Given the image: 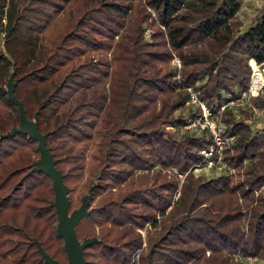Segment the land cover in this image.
I'll return each mask as SVG.
<instances>
[{"label":"trees","instance_id":"trees-1","mask_svg":"<svg viewBox=\"0 0 264 264\" xmlns=\"http://www.w3.org/2000/svg\"><path fill=\"white\" fill-rule=\"evenodd\" d=\"M239 9L237 0H0V137L19 125L1 90L13 74L27 119L48 134L70 210L81 199L70 178L89 159L91 213L76 235L99 241L85 247L86 264H264V126L227 106L221 164L209 132L186 129L199 115L187 88L216 112L247 92L251 59L264 66V7L244 31ZM203 151L214 178L194 174ZM38 158L29 136L0 139V264H45L34 238L67 263L52 180L29 173Z\"/></svg>","mask_w":264,"mask_h":264},{"label":"water","instance_id":"water-1","mask_svg":"<svg viewBox=\"0 0 264 264\" xmlns=\"http://www.w3.org/2000/svg\"><path fill=\"white\" fill-rule=\"evenodd\" d=\"M12 75L13 74H11L8 79L6 87H2L1 90L16 106L19 125L18 127H13L6 134L2 135L0 139L11 137L14 134H23L37 142L39 158L32 163L29 173L42 172L52 180L54 199L50 202V205L56 212V231L58 236L63 239V247L67 256L66 264H86V259L84 257L85 247L93 242L99 241V239L94 236L84 238L80 241L76 235V226L82 217L88 216L91 213L89 206L94 184L91 185L87 192L81 196L79 206L70 210L68 186L64 182L63 174L56 168V160L46 146V138L48 134L39 133L36 118L33 121L27 119L22 103L14 95L15 84L12 81ZM33 243L36 245L45 264H62L57 259L50 256L43 249L37 239L34 238Z\"/></svg>","mask_w":264,"mask_h":264},{"label":"built area","instance_id":"built-area-1","mask_svg":"<svg viewBox=\"0 0 264 264\" xmlns=\"http://www.w3.org/2000/svg\"><path fill=\"white\" fill-rule=\"evenodd\" d=\"M251 66V79L249 82L248 90L246 93H243L239 99H236L234 101H230L227 105L222 106L220 110L213 112L211 108L203 101H201L197 94L191 90L190 88L186 89L188 99L186 102L187 107H192L196 109L199 113L196 120L191 123L187 128H199V129H205L209 132V134L212 137V140L217 148V153L220 154L221 150L224 148V146L229 142L228 140L231 139H225L223 137L224 133V127L222 123V112L227 106H235L238 103H243L244 101H248L250 99H254L260 96L264 89V69L257 65L254 60L249 61ZM174 64L179 69L180 68V62L179 60L175 59ZM202 155L205 156L207 159V165L205 169H211L215 161L209 160V158L212 156V152H201ZM218 163L221 164V154L217 158ZM199 169L195 170L198 171ZM137 257V256H136ZM243 264H255L256 258L247 257L243 259Z\"/></svg>","mask_w":264,"mask_h":264},{"label":"rangeland","instance_id":"rangeland-1","mask_svg":"<svg viewBox=\"0 0 264 264\" xmlns=\"http://www.w3.org/2000/svg\"><path fill=\"white\" fill-rule=\"evenodd\" d=\"M237 1L240 3V9L237 13V20L241 23V31H244L252 24V21L255 18V16L264 7V0H237ZM262 68L264 69V66H262ZM258 98L264 99V89ZM229 107L233 110V113L238 121L242 120L245 116H248V118H245L247 119L246 122L254 125L255 127L264 126V108L257 107L252 99L248 100L247 102L244 101L243 103H238L235 106L232 107L229 106ZM223 119L224 117H222L221 120L222 123H223ZM223 127L225 128L224 123H223ZM228 141L230 142L231 140ZM85 165L86 167L84 173L80 177L70 178V184H72L75 187L72 193L75 202H78L81 195L87 192L86 184L89 183V168H90L89 159L85 162ZM69 167L70 165L64 166V170H67ZM194 174L196 176L204 175L206 178H214L220 174V171L202 169L195 171ZM138 253L136 254L137 257H135V259L138 258ZM255 264H260V263L258 260H256Z\"/></svg>","mask_w":264,"mask_h":264}]
</instances>
